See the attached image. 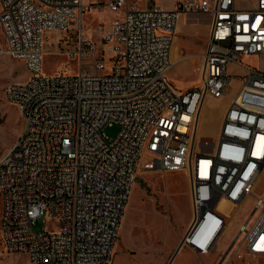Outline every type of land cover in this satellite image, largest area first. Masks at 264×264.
I'll use <instances>...</instances> for the list:
<instances>
[{
    "label": "built area",
    "instance_id": "2783aa9c",
    "mask_svg": "<svg viewBox=\"0 0 264 264\" xmlns=\"http://www.w3.org/2000/svg\"><path fill=\"white\" fill-rule=\"evenodd\" d=\"M167 1L172 8L155 0H107L102 7L122 16L98 25L97 58L98 45L81 18L92 4L0 0V55L22 60L29 72L3 90L24 122L7 151L0 143V237L7 251L34 264H111L145 151L153 159L143 170L185 171L189 177L193 221L180 248L210 254L228 224L218 203L253 197L252 213L219 264L232 249L227 264L242 252L264 255V199L252 194L264 170V69L242 61L264 60V0L249 7L237 0ZM190 14L208 16L210 31L200 84L183 91L167 74L178 21ZM47 32L67 34L60 41L70 47L54 52L75 60L74 74L42 72ZM89 57L94 59L86 65ZM88 66L95 73L89 75ZM236 79L240 88L215 141L196 148L202 103L227 95ZM114 125L119 132L108 137L105 129ZM39 219L52 222L50 229L38 231Z\"/></svg>",
    "mask_w": 264,
    "mask_h": 264
},
{
    "label": "rangeland",
    "instance_id": "374dc122",
    "mask_svg": "<svg viewBox=\"0 0 264 264\" xmlns=\"http://www.w3.org/2000/svg\"><path fill=\"white\" fill-rule=\"evenodd\" d=\"M106 1L82 0L85 6L92 4L84 10L81 18L85 31L98 45L97 58L101 56L100 49L102 48L99 34L96 33L98 25L107 26L113 19L122 16L120 11L111 12L104 9L102 6ZM237 2L241 7H245L251 5L253 0H238ZM155 4L161 8L168 5L161 0H155ZM208 27L209 24L206 18L189 19L188 16L183 15L176 29L175 42L180 56L182 57L183 54L189 56L178 61L167 74V81L173 87L186 91L199 86L198 66L200 58L196 54L201 52L199 44L205 42ZM66 35V33L61 32H47L44 35L41 67L44 74L63 73L71 75L77 71L78 66L75 60L64 53L54 52H59L61 49L63 51L70 47L65 45V41H60ZM186 39H194L196 41L195 45L193 43L187 45L185 43ZM0 42L2 43L1 36ZM60 43L61 45H59ZM107 57L108 55H105V59ZM93 59V57H89L83 60L86 65H90ZM242 61L245 65L264 69V60L257 57H244ZM86 69L89 75L95 73L93 67L88 66ZM242 72L240 71V73ZM28 77L29 72L22 60L0 55V143L6 151L14 144L19 133L23 132L24 122L17 108L7 102L3 90L11 82H23ZM238 80L236 79L233 82L232 90L224 97L218 100L207 98L203 102L196 130V148L206 149L203 147L204 141L209 143L215 141L231 97L240 88ZM118 132V125L109 126L105 129L106 135L111 138H114ZM197 141H199V144H197ZM152 159L148 153L143 152L133 187L135 196L129 204L125 236L123 237L121 231L123 216L111 264H116L117 260H119V264H168L176 250V234L185 229L189 222L191 224L193 221V206L187 173L185 171H163L160 169L143 170L142 165L152 161ZM252 194L264 199V170L260 172ZM255 202L256 200L253 197H249L243 203L237 205L218 204L217 208L225 214L228 224L215 249L208 255H199L191 252L188 247H181L171 264H219L230 241L237 234L239 226L252 213ZM1 212L2 198L0 195V220ZM257 212L253 218L257 216ZM51 224L52 222L48 220L39 219L35 228L42 231L50 229ZM232 254L233 249L227 255L223 264L228 263ZM0 264L34 263L25 254L7 251L0 237ZM231 264H264V255L249 256L242 252L241 259L233 257Z\"/></svg>",
    "mask_w": 264,
    "mask_h": 264
},
{
    "label": "crops",
    "instance_id": "0c3cea01",
    "mask_svg": "<svg viewBox=\"0 0 264 264\" xmlns=\"http://www.w3.org/2000/svg\"><path fill=\"white\" fill-rule=\"evenodd\" d=\"M161 1H162V2H165V3L168 4L167 6L162 7V8L170 9V8L173 7V3H172L171 1H167V0H161ZM237 1H238V0H237ZM255 1H256V0H253L252 4L249 5V6H252V5L255 3ZM237 5L240 6V5L238 4V2H237ZM140 6H143V3H142ZM249 6H245V7H249ZM187 16H188L189 19H190V18H192V19H196L197 17H199V18H206V19H207V22H208V24H209L208 16H205V15H199V14H190V15H186V17H187ZM182 17H183V15H181V17H180V19H179V21H178L177 28H178V26H179V23H180ZM177 28H176V29H177ZM209 31H210V24H209V27H208V30H207V34H206V37H205V42H203L202 44H199V47H200V49H201V52L198 53V54H196L199 58H200V56L203 54V52H204V50H205V47H206V44H207V40H208V37H209ZM175 40H176V36H175ZM175 40H174V44H173V48H172V53H171V55H172V62H173L172 67H173L178 61H180L181 59H184V58H186L187 56H189V55H186V54H183L182 57L180 56V53H178V48H177V45H176ZM185 43H186L187 45H189L190 43H193V44L195 45L196 41H195L194 39H186V40H185ZM177 54H178V56H177ZM175 56H176V58H175ZM198 67H199V66H198ZM19 115H20V114H19ZM20 134H21V132L19 133V135H20ZM18 137H19V136H18ZM18 137H17V138H18ZM218 210H219V209H218ZM125 211H126V209H125ZM219 211H220V210H219ZM124 215H125V214H124ZM126 223H127V220H125V218H124V220H123V224H122V226H121V231H122L123 237L125 236V232H124V231H125V225H126ZM189 224H190V222H189ZM189 224L187 225V227H186L185 229L180 230V231L176 234V236H175L176 250H175V252L173 253V255H172V257H171L169 263H172V261L176 258V255L179 253V251H180V249H181V248H180L181 241H182V239H183V237H184V235H185L186 229H188ZM191 252H192V251H191ZM173 257H174V258H173ZM118 259H119V258H118ZM171 260H172V261H171ZM169 263H168V264H169ZM116 264H119V260L116 261Z\"/></svg>",
    "mask_w": 264,
    "mask_h": 264
},
{
    "label": "bare ground",
    "instance_id": "6f19581e",
    "mask_svg": "<svg viewBox=\"0 0 264 264\" xmlns=\"http://www.w3.org/2000/svg\"><path fill=\"white\" fill-rule=\"evenodd\" d=\"M95 12V11H94ZM203 104V103H202ZM201 110V109H200ZM198 127V126H197ZM132 193L130 194V197H129V202L126 206V211H125V215H124V218L125 220L128 219V214H129V204L132 202V200L134 199V196H135V191L133 189V191H131ZM135 201V200H134ZM137 201V200H136ZM218 204H222V205H228L229 203H227V201L225 200H221ZM133 205V204H132ZM131 206V205H130ZM132 211V210H131ZM131 213V212H130ZM125 232V231H124ZM115 252V251H114Z\"/></svg>",
    "mask_w": 264,
    "mask_h": 264
},
{
    "label": "water",
    "instance_id": "95a60500",
    "mask_svg": "<svg viewBox=\"0 0 264 264\" xmlns=\"http://www.w3.org/2000/svg\"><path fill=\"white\" fill-rule=\"evenodd\" d=\"M174 258V257H173ZM172 261V260H171ZM169 264H171V263H169Z\"/></svg>",
    "mask_w": 264,
    "mask_h": 264
}]
</instances>
